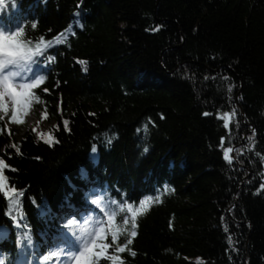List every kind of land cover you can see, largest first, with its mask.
<instances>
[{"label": "trees", "instance_id": "16d2710c", "mask_svg": "<svg viewBox=\"0 0 264 264\" xmlns=\"http://www.w3.org/2000/svg\"><path fill=\"white\" fill-rule=\"evenodd\" d=\"M14 2L0 31L44 79L0 112V261L104 228L115 264H264V0ZM31 110L52 123L16 137Z\"/></svg>", "mask_w": 264, "mask_h": 264}, {"label": "snow or ice", "instance_id": "6c2138e0", "mask_svg": "<svg viewBox=\"0 0 264 264\" xmlns=\"http://www.w3.org/2000/svg\"><path fill=\"white\" fill-rule=\"evenodd\" d=\"M33 27H35V25H33ZM156 30L159 29L157 28ZM2 33L3 34H0V81L8 79L10 83L0 87V112L7 113L5 97L10 98L13 105L11 121L20 123V116L23 110L27 108L33 98L32 90L42 82L44 77H38V74L33 71L31 67V65L35 64L37 61L33 59V55L28 49V46L20 39L22 30L11 32L2 31ZM5 33L8 34L6 35ZM80 63L83 65L85 62L80 61ZM5 70H7V74H5ZM229 91H231V89H229ZM204 115L207 116L209 114L204 113ZM233 115H235V113H233ZM225 118H227V114ZM0 119H3V117H0ZM65 125H67V121H65ZM93 151H95V149H93ZM228 151H231V149ZM17 152H19L18 148ZM225 155L227 158V153ZM6 167L7 165L3 160H0V189H2L6 183L3 174V169ZM261 188H264V185H261ZM13 191L15 190L13 189ZM156 199L158 201L159 197ZM146 203H150V201H143L140 204V208L143 209V211H147V208L144 207ZM12 204H16L15 199L12 200ZM139 211V209L133 211L130 220L127 217L123 220L125 225L130 224V237L132 238L137 235L135 229L137 227V212ZM140 214L143 213L140 212ZM17 226L19 227L20 224ZM104 232V228H99L98 231L94 230L88 232L85 230L84 234H77L76 240L72 245L62 247L56 253L58 264H98L101 257H106L115 264V261L119 258L107 255L109 243L104 242ZM231 242V238H229V243L231 244ZM131 243L132 239L129 238L126 241V245L116 247L117 236L115 233L112 235L111 244L115 251L122 253L125 251L127 245H131ZM134 254L135 253H133V255ZM44 260L47 261L48 257H45Z\"/></svg>", "mask_w": 264, "mask_h": 264}, {"label": "rangeland", "instance_id": "374dc122", "mask_svg": "<svg viewBox=\"0 0 264 264\" xmlns=\"http://www.w3.org/2000/svg\"><path fill=\"white\" fill-rule=\"evenodd\" d=\"M5 74H7V70H5ZM6 103L8 106H10V102H9L8 98H6ZM51 123H52V121L47 123L46 121L41 119V113L39 110H35V111L31 110V111H29V113L25 117L23 126H21L19 129H16V132H18L16 134V137L18 135H20L23 132V130H25V128H30L32 130V132H34V136L36 138H38V137L42 136L43 134H45L47 127ZM6 127H7V129L10 128L8 126H6ZM90 155L95 160V158H96L95 152L91 151ZM87 189H88V187H87ZM5 233H6L5 230L0 229V238L3 237L5 235ZM58 246L59 245H57L58 250L60 248H62V247H58ZM56 252H58V251H56ZM52 264H58V260L57 259L54 260Z\"/></svg>", "mask_w": 264, "mask_h": 264}, {"label": "clouds", "instance_id": "9594fccd", "mask_svg": "<svg viewBox=\"0 0 264 264\" xmlns=\"http://www.w3.org/2000/svg\"><path fill=\"white\" fill-rule=\"evenodd\" d=\"M7 2H9V0H0V9H3ZM11 2H12L13 7H15L16 5H15L14 0H11ZM0 34H3L2 31H0ZM8 83H10V80L4 79L0 81V87H3ZM0 264H3V261H0Z\"/></svg>", "mask_w": 264, "mask_h": 264}]
</instances>
